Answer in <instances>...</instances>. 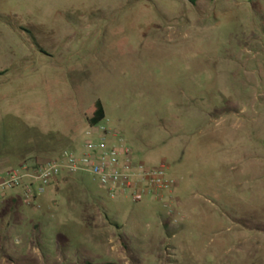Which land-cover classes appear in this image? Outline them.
<instances>
[{
	"label": "rangeland",
	"instance_id": "374dc122",
	"mask_svg": "<svg viewBox=\"0 0 264 264\" xmlns=\"http://www.w3.org/2000/svg\"><path fill=\"white\" fill-rule=\"evenodd\" d=\"M0 73L1 152L86 143L100 101L180 221L81 172L7 193L0 264H264V0H0Z\"/></svg>",
	"mask_w": 264,
	"mask_h": 264
},
{
	"label": "built area",
	"instance_id": "2783aa9c",
	"mask_svg": "<svg viewBox=\"0 0 264 264\" xmlns=\"http://www.w3.org/2000/svg\"><path fill=\"white\" fill-rule=\"evenodd\" d=\"M88 137L80 155L65 151L56 159H30L18 167L0 172V201L8 192L19 190L22 200L33 205L45 188L58 178L87 172L106 189L112 200L125 197L138 204L150 197L164 201V207L173 219L172 226L179 225L175 202L171 197L166 199L177 183L168 178L165 163L151 167L137 162L124 143L116 145L110 142L118 134L102 124L90 127Z\"/></svg>",
	"mask_w": 264,
	"mask_h": 264
},
{
	"label": "crops",
	"instance_id": "0c3cea01",
	"mask_svg": "<svg viewBox=\"0 0 264 264\" xmlns=\"http://www.w3.org/2000/svg\"><path fill=\"white\" fill-rule=\"evenodd\" d=\"M84 117L87 120V126H88L85 130V136L88 137V131L90 129V126L88 124V118L89 117L87 116L86 111L84 112ZM107 129L110 131H113L110 128H107ZM35 142L39 143L37 148L32 149V150H24V151L20 152L19 154L18 153L15 154L12 152L7 153V152H1L0 151V172L8 171V170L12 169L10 167H13V166L18 167L23 162L30 160V159L51 160V159L59 158L63 152L67 151L62 147L63 145H69L72 153H74L75 155H80L83 152V148L85 145V143H84L80 146H75L74 142H72L70 140V138H67V137L64 140L63 139L54 140V139H50V138L48 139L46 136H41V135L38 136L37 139H35ZM110 142L112 144H116V145H118L120 143H124L123 139L121 137H119V135L117 138L110 139ZM162 163H165V162H162ZM8 165H11V166H8ZM168 169H169V167H167V171H168ZM70 177L62 176V177L58 178L52 184L59 185L60 183H66V182H68V179ZM174 181H176V180H174ZM17 198L18 197L15 196V197H11L10 199H8L7 194H6L5 198L2 201H0V212L7 214L8 213L7 212L8 205L11 203L15 205L17 203ZM0 243H1V240H0Z\"/></svg>",
	"mask_w": 264,
	"mask_h": 264
},
{
	"label": "trees",
	"instance_id": "16d2710c",
	"mask_svg": "<svg viewBox=\"0 0 264 264\" xmlns=\"http://www.w3.org/2000/svg\"><path fill=\"white\" fill-rule=\"evenodd\" d=\"M195 0H190V2L194 3ZM217 1V0H212ZM6 73V72H5ZM5 73H0L2 76ZM88 124L91 128L101 125V123L105 120V110L103 104L100 101H97L92 108L87 111ZM174 236L173 234L168 233V237L171 238Z\"/></svg>",
	"mask_w": 264,
	"mask_h": 264
},
{
	"label": "flooded vegetation",
	"instance_id": "af4514ba",
	"mask_svg": "<svg viewBox=\"0 0 264 264\" xmlns=\"http://www.w3.org/2000/svg\"><path fill=\"white\" fill-rule=\"evenodd\" d=\"M42 52V51H41ZM44 53V52H43Z\"/></svg>",
	"mask_w": 264,
	"mask_h": 264
}]
</instances>
